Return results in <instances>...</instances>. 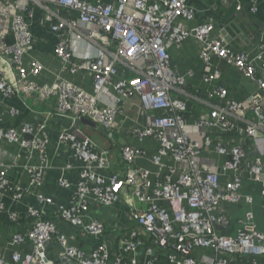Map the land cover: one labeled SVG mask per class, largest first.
<instances>
[{
  "label": "built area",
  "instance_id": "obj_1",
  "mask_svg": "<svg viewBox=\"0 0 264 264\" xmlns=\"http://www.w3.org/2000/svg\"><path fill=\"white\" fill-rule=\"evenodd\" d=\"M247 5L256 12V0ZM194 18L188 0H0V94L53 98L43 120L20 127L4 125L5 113L15 116L17 110L3 111L0 103V142L26 152L23 168L30 185L11 180L0 160V191L19 203L31 186L42 184L49 168L47 119L68 118L70 125L57 137L79 163L59 167L61 175L78 171L68 203L34 195L40 205L53 206L55 217L77 234L94 239L88 249L80 248L43 207L29 206L30 226L11 233L9 255L0 249V264H108L111 258V264H264V221L259 224L257 215L264 219V77L259 75L264 43L251 57L214 36L212 21L189 27ZM34 24L57 35L54 56L60 73H86L92 92L60 73L50 84L36 81L45 67L31 53ZM188 39L199 45L208 97L220 101L192 120L187 99L180 97L186 95V78L172 68L168 52ZM217 59L256 84L247 101L228 99L225 88L213 86L219 77ZM135 99L140 106L133 118L124 108L135 107ZM118 115L129 122L127 131L136 140L156 143L151 154L124 144V173L112 170L109 152L80 126L90 120L112 137ZM253 141L254 150L248 145ZM34 154L38 162L29 164ZM138 158L148 159L152 168L136 165ZM59 184L71 187L63 176ZM125 196L130 199L127 223L119 231H107L103 221L88 216L93 205L111 207ZM5 211L0 200V214ZM18 219L16 211L8 212L10 223ZM53 240L55 261L48 247Z\"/></svg>",
  "mask_w": 264,
  "mask_h": 264
},
{
  "label": "crops",
  "instance_id": "obj_2",
  "mask_svg": "<svg viewBox=\"0 0 264 264\" xmlns=\"http://www.w3.org/2000/svg\"><path fill=\"white\" fill-rule=\"evenodd\" d=\"M249 0H188L195 10V18L187 23L189 27L198 23H205L212 21L214 24L213 35L224 38L225 42L233 49L244 51L251 57L255 56L259 50L260 45L264 43V0H256V12L251 13L248 9ZM242 5V10L237 11L236 6ZM38 15V14H37ZM34 34V44L32 45L31 53L39 59L45 71L42 72L35 79L40 84H50L55 80L57 73H60V62L54 56L55 45L58 37L56 34L50 32L46 27H41L34 24L32 28ZM169 56L172 68L177 70L180 74L185 76L186 84L184 91L186 95L180 97L186 98L189 102V109L187 117L189 120L196 119L199 115L208 113L211 109V104H217L220 101L216 97H208L206 86L202 82V74L204 72L203 62L199 55V45L194 39H188L182 45H171L169 48ZM217 69L219 70V77L215 79L213 86H222L227 90L228 99L237 101H247L249 96L257 90L256 84L246 78L237 68L226 64L224 61L215 60ZM193 74L190 75L189 72ZM259 75L264 77V70L259 67ZM60 76L79 87H82L88 92H92V80L89 75L80 71L76 74L68 72H61ZM133 74L129 73L128 78ZM211 88V87H210ZM209 88V89H210ZM53 98H41L37 94L31 93L26 97L16 95L5 98L0 94V103L3 111H7L10 107L17 110L15 116L9 114L4 115L5 126L20 127L23 122L35 123L43 120L47 112L51 111L53 107ZM135 107L124 108V113L127 116L135 118L138 116V108L140 100L135 99ZM118 129L113 132V136L109 137L105 130L100 127H94L87 123L81 122L84 133L93 140L96 145L109 152L112 163V170L118 173L125 172V165L121 160V148L124 144L133 146H142L148 153H153L156 148V143L153 140H145L139 142L131 136L127 127L128 121H124L122 115L116 117ZM70 121L66 117H58L51 115L47 119V127L44 131V137L48 140L49 152V168L46 169L44 180L40 186H31L29 193H26L21 202H13L8 192L0 191V200L4 203L6 211L0 214V249L9 255L8 241L11 233L14 230H26L30 226L31 220L27 217V208L29 206L34 208H42L45 214L58 222V227L66 233L70 241L80 248H89L90 243H94V239L83 237L77 234L72 226L64 224L55 217V209L50 205H40L36 200L34 193L41 192L47 197H51L56 203L67 204L74 184L78 179L77 169H71L61 175L59 167L63 166L67 161L78 166V161L70 156V151L67 146L58 144L57 137L62 127H68ZM250 149H256L253 142L248 144ZM251 151V150H250ZM253 152V151H251ZM250 152V153H251ZM19 156V157H17ZM26 152L20 148L19 145H7L5 142H0V160L8 167V176L11 180L19 183L22 187H29V175L23 168L26 162ZM217 162L221 159L214 156ZM38 162L37 154H34L29 160V164H36ZM136 165L152 168L150 162L146 158H138L135 161ZM66 177L70 183V188H64L59 184V178ZM130 201L128 197H123L120 203L111 207L92 206L89 217L97 218L104 222L107 231H111L127 223L126 205ZM231 212L234 208L231 207ZM16 211L19 215L18 222L15 225L9 222L8 212ZM258 223L262 224L264 219L257 213ZM264 230V223L260 226ZM51 250L50 257L55 261L56 240L49 244ZM62 264H75L73 262H61ZM112 263V258L109 259L108 264Z\"/></svg>",
  "mask_w": 264,
  "mask_h": 264
},
{
  "label": "water",
  "instance_id": "obj_3",
  "mask_svg": "<svg viewBox=\"0 0 264 264\" xmlns=\"http://www.w3.org/2000/svg\"><path fill=\"white\" fill-rule=\"evenodd\" d=\"M82 122L87 123V124H89V125H91V126L96 127V124H95L94 122L90 121V120L83 119Z\"/></svg>",
  "mask_w": 264,
  "mask_h": 264
},
{
  "label": "trees",
  "instance_id": "obj_4",
  "mask_svg": "<svg viewBox=\"0 0 264 264\" xmlns=\"http://www.w3.org/2000/svg\"><path fill=\"white\" fill-rule=\"evenodd\" d=\"M63 11H64V14H66V12H68L67 9H63ZM69 13H72V12L69 11ZM73 13H74V12H73ZM206 91H207V90H206ZM188 109H189V102H187V113L189 112Z\"/></svg>",
  "mask_w": 264,
  "mask_h": 264
}]
</instances>
